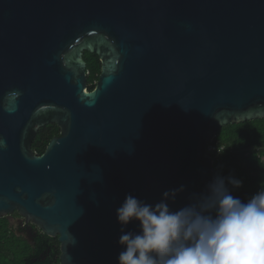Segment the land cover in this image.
I'll use <instances>...</instances> for the list:
<instances>
[{
    "label": "water",
    "instance_id": "95a60500",
    "mask_svg": "<svg viewBox=\"0 0 264 264\" xmlns=\"http://www.w3.org/2000/svg\"><path fill=\"white\" fill-rule=\"evenodd\" d=\"M259 117L264 0H0V217L58 236L61 264H118L126 195L198 204L219 178L210 139Z\"/></svg>",
    "mask_w": 264,
    "mask_h": 264
},
{
    "label": "clouds",
    "instance_id": "9594fccd",
    "mask_svg": "<svg viewBox=\"0 0 264 264\" xmlns=\"http://www.w3.org/2000/svg\"><path fill=\"white\" fill-rule=\"evenodd\" d=\"M228 182L242 185L231 177ZM116 216L122 232L118 264H264V189L244 202L218 178L198 204L177 211L128 194ZM133 221L140 231L124 232Z\"/></svg>",
    "mask_w": 264,
    "mask_h": 264
},
{
    "label": "trees",
    "instance_id": "16d2710c",
    "mask_svg": "<svg viewBox=\"0 0 264 264\" xmlns=\"http://www.w3.org/2000/svg\"><path fill=\"white\" fill-rule=\"evenodd\" d=\"M87 63L88 86L94 88L100 71V61L95 52L84 51ZM54 132L57 126L54 124ZM51 126L41 127L32 148L42 153L52 133ZM208 151L214 158L219 178L234 197L246 202L264 189V117L229 123L219 128L208 142ZM229 177L240 180L239 188L233 187ZM0 217V264H61L60 241L50 236L32 222L16 227L9 216ZM25 222V221H24Z\"/></svg>",
    "mask_w": 264,
    "mask_h": 264
},
{
    "label": "flooded vegetation",
    "instance_id": "af4514ba",
    "mask_svg": "<svg viewBox=\"0 0 264 264\" xmlns=\"http://www.w3.org/2000/svg\"><path fill=\"white\" fill-rule=\"evenodd\" d=\"M96 53V52H95ZM97 55H98V59H99V61H100V71H99V74H100V72H101V67H102V62H101V59H100V56H99V54L97 53ZM99 74H98V78L96 79V83H97V81H98V79H99ZM54 124H56V126H57V129H56V133H53L54 132V129H55V127H54ZM51 126V128L49 129V131H50V133H52V135H51V138L53 137V136H57V135H59L60 134V127L58 126V124L57 123H55V122H50V123H47V124H45V125H43V126H41V127H44V126ZM40 127V128H41ZM40 128H39V130H40ZM38 130V131H39ZM37 134H38V132H37ZM37 134H36V136H37ZM35 136V137H36ZM35 139V138H34ZM11 222H13V221H11ZM25 224V222L24 221H19L18 223L17 222H15V226L16 227H19L20 225L21 226H23Z\"/></svg>",
    "mask_w": 264,
    "mask_h": 264
},
{
    "label": "rangeland",
    "instance_id": "374dc122",
    "mask_svg": "<svg viewBox=\"0 0 264 264\" xmlns=\"http://www.w3.org/2000/svg\"><path fill=\"white\" fill-rule=\"evenodd\" d=\"M16 216H17L16 214H14V216H13V215H10V216H9L10 220L13 221L12 223H15V222L18 223L19 221H21V220L19 219V217L17 218Z\"/></svg>",
    "mask_w": 264,
    "mask_h": 264
},
{
    "label": "built area",
    "instance_id": "2783aa9c",
    "mask_svg": "<svg viewBox=\"0 0 264 264\" xmlns=\"http://www.w3.org/2000/svg\"><path fill=\"white\" fill-rule=\"evenodd\" d=\"M208 149H209V147H208Z\"/></svg>",
    "mask_w": 264,
    "mask_h": 264
}]
</instances>
